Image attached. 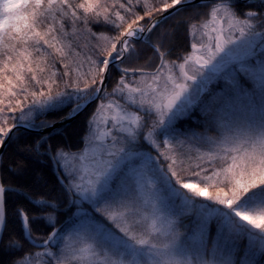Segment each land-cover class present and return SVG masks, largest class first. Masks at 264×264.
<instances>
[{
	"label": "snow or ice",
	"instance_id": "1",
	"mask_svg": "<svg viewBox=\"0 0 264 264\" xmlns=\"http://www.w3.org/2000/svg\"><path fill=\"white\" fill-rule=\"evenodd\" d=\"M0 264H264V0H0Z\"/></svg>",
	"mask_w": 264,
	"mask_h": 264
}]
</instances>
